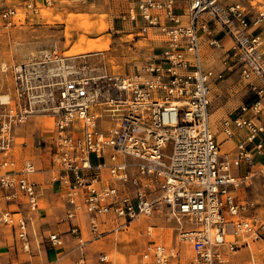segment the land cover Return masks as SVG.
I'll use <instances>...</instances> for the list:
<instances>
[{
	"label": "built area",
	"instance_id": "built-area-1",
	"mask_svg": "<svg viewBox=\"0 0 264 264\" xmlns=\"http://www.w3.org/2000/svg\"><path fill=\"white\" fill-rule=\"evenodd\" d=\"M125 2L120 17L137 24V36L157 34L162 43L135 72H82L74 68L75 55L56 49L11 67L12 90L0 95V226H9L16 244L29 250L28 214L40 207L42 186L34 177L35 161L15 156V127L46 114L53 118L54 133L42 169L64 188L67 219L87 213L96 238L105 232L101 216L113 213L124 225L164 203L177 221V241L191 248L189 264L226 263L238 248L264 244V218L247 213L254 201H241L235 192L264 173V160L245 174L232 172L233 166L253 164L255 154L264 155V33L256 31L264 26V1ZM15 12L8 8L2 16L11 22ZM218 31L230 39L221 68L205 63V47L224 45ZM232 72L253 97L219 123L226 138L246 130L228 158L209 115L213 83ZM152 227H146V236ZM70 232L79 246L90 240L77 223ZM48 239L62 243L57 232ZM177 254L151 239L129 264H168Z\"/></svg>",
	"mask_w": 264,
	"mask_h": 264
},
{
	"label": "rangeland",
	"instance_id": "rangeland-1",
	"mask_svg": "<svg viewBox=\"0 0 264 264\" xmlns=\"http://www.w3.org/2000/svg\"><path fill=\"white\" fill-rule=\"evenodd\" d=\"M239 1L245 3L244 0ZM255 1L264 0H253ZM28 4L37 10L33 11ZM125 6V0H0V95L12 90L11 67L14 64L30 60L53 49L62 54L75 55L72 58L74 68L82 72L93 75L103 71L123 74L135 72L148 60L153 42L137 36L138 27L135 22L120 17ZM8 8L16 10L11 22L9 18L2 16V12ZM69 17L73 19L70 20ZM86 21L89 22L88 26L82 25V22ZM102 22L106 23V27L100 29ZM89 40L107 42L108 45L100 49L70 52L72 46L79 41ZM236 104L230 101L228 107L233 110ZM38 119L44 128L52 126L51 116L39 114ZM216 125L217 123L213 127ZM259 158L260 155H257L256 159ZM40 160L43 165L46 163V158L42 154ZM40 173L44 176L41 178L43 184L46 181V174ZM258 179L261 182L254 187V191L263 194L264 178ZM50 195L53 201L51 207L59 211L60 193L51 189ZM159 204L147 218L144 215L136 216L129 224L118 226L106 237L108 238L106 242L102 239L97 241L102 240L101 246L106 249L108 257L118 256L123 261L128 257H138L145 241L146 221L156 225L152 227V234L157 240L166 244L176 243V220L169 208L161 207ZM42 206L45 210L51 209L47 193ZM261 216L264 218V214ZM261 246L264 248V244ZM178 249L184 256L181 264H187L190 247L178 242ZM32 252L39 254L38 250ZM72 252L67 245L65 251L59 253L61 258L53 264H74L75 257L72 256Z\"/></svg>",
	"mask_w": 264,
	"mask_h": 264
},
{
	"label": "crops",
	"instance_id": "crops-1",
	"mask_svg": "<svg viewBox=\"0 0 264 264\" xmlns=\"http://www.w3.org/2000/svg\"><path fill=\"white\" fill-rule=\"evenodd\" d=\"M222 1L224 3H230L239 0H222ZM247 1L248 0H244L245 3H247ZM208 20L210 21L211 24H213V21L211 19L208 18ZM218 29L219 28L216 26V30ZM257 30L262 31V33H264V26H260V28H257L256 31ZM217 35L222 38L224 45L223 47L216 49L205 47L206 50L205 63L207 65H211L216 68H221V56L224 50L229 45L230 39L227 35L223 34V32L221 31H218ZM151 38H153V40H151ZM158 38L159 36L157 34L155 35L150 34V36H148L145 39H148L149 42L151 43L153 42L152 47L156 46V49L160 50L162 43ZM252 97L253 96L250 94L246 82L239 79V76L236 72H232L228 74L224 79L218 80L214 82L212 85L209 118H210V122L212 123V126L217 123V125L213 128L216 132V136L219 141L223 156L231 158L235 155L236 144L238 140L244 137L246 130L236 129L235 134L232 137L226 138L225 135L220 131L219 123L224 116L234 113L236 108L241 103L249 102L252 99ZM230 101H232V103L234 104L237 103L236 104L237 106L236 107L234 106L235 108L233 110L231 107H228V103ZM262 101L264 104V96L262 97ZM245 114L250 115L251 112L248 110L245 112ZM38 116L39 114L31 115L28 117L26 121L18 124L15 127V133L18 140L16 152H15L16 158L18 160H22L23 158L33 159L36 165L39 167V170L35 172L34 177L40 182L42 181L41 178L44 177L43 175H41L40 172H45L46 174L45 176L46 181L43 180L44 181L43 184L41 183L42 186L41 205L37 210L28 214L29 215L28 232L30 238V248L27 251L22 250L20 246H18L15 242L12 229L7 225L0 226V263L7 264L10 262L28 260L34 264H53V262H56L58 259L61 258L59 257L60 256L59 253L62 251L64 252L65 247L67 245L69 246V249L73 251L72 256L75 257L74 264H77L76 262L80 258H83L82 264H129L131 261L138 259L144 244L151 239L157 240L154 234H152L151 236H146L145 235L146 229L144 230L145 241L143 243L141 251L139 252V256L136 258L128 257L126 261H123L118 256L114 258L108 257L106 249L103 248V246H101L102 240L103 242L104 241L106 242L108 240V238L106 237L109 234L113 233L114 230L118 228L119 225L123 226L120 224L121 222L125 221L123 217H114L113 213H109V215L106 216H101L100 217L101 226L105 232L101 236L96 238L91 237V234L89 232L87 213L81 212L73 220H69L66 218V204L63 194L64 188L60 183L55 181H50L49 172L47 170L42 169L43 167L47 166V162H48V155H49V151L47 150L48 142L51 140L54 133L53 118H52V126L49 125L50 127L44 128L43 127L44 125L39 124L40 120L38 119ZM212 117L214 120L212 119ZM38 141H41V143L38 144ZM248 146L251 147L252 144H249ZM41 154L43 155V157L46 158L45 161L46 163L44 165L40 160ZM257 155H260L261 158L256 159ZM263 160H264V155L255 154L253 158V164L241 163L238 166H233L232 172L235 174H245L246 172L249 171V169L256 168ZM260 176L264 178V173L254 174L248 183H245L242 186L235 189V192L237 198L241 201H246V200L254 201V205L252 206L251 209H249L247 213L249 214L255 213L257 215H260V217H263L261 215L264 214V206H263L264 192L263 194H260L254 191V187L258 184V182H261V180L258 179L261 178ZM51 189H54L60 193L61 206L59 208V211H57L58 209L51 207L53 202L52 196L50 195ZM46 193L50 198V206H49V208H51L50 210H45V207L42 206V201L44 200ZM260 202H262V204ZM158 204L155 205V208H157ZM159 205L161 207L165 206L170 210V206L164 203H161ZM43 210L45 212H43ZM145 217L147 218L148 216ZM131 221L132 220H130L126 224H129ZM73 223H77L80 226L81 233L85 237L90 238V240L86 241V243H84L82 246L78 245L77 238L72 232H70V227L71 224ZM149 224H152L153 228L156 227L155 224L147 221L145 227H147ZM175 227L177 229V221ZM51 232H57L60 234L62 238L61 244H55L48 239V235ZM176 236H177V232H176ZM100 239L102 240L100 242H97ZM181 244L188 245L186 243H181ZM166 245L170 247H174L175 250L178 251L177 255H173L170 257L168 264H172V263L181 264L184 256L181 254L180 250L178 249L177 238L175 244H166ZM261 245L262 243L259 241H254L249 245H244L231 254L230 260L228 262L220 263V264H250V263L264 264V248ZM36 250L39 251V254L32 252ZM103 254L106 255V258L102 260L100 256ZM122 254L127 256L125 253ZM190 257H191V252H190V256L188 257L187 264H189Z\"/></svg>",
	"mask_w": 264,
	"mask_h": 264
},
{
	"label": "bare ground",
	"instance_id": "bare-ground-1",
	"mask_svg": "<svg viewBox=\"0 0 264 264\" xmlns=\"http://www.w3.org/2000/svg\"><path fill=\"white\" fill-rule=\"evenodd\" d=\"M45 10V9H44ZM43 11V10H42ZM49 12V11H48ZM47 14V13H46ZM49 14V13H48ZM73 16V15H72ZM69 19H73V17H69ZM89 22L86 21V22H82V25L84 26H88ZM106 27V23L105 22H102L100 24V29H103ZM108 43L105 42V43H98L96 41H92V40H89V41H79L78 43H76L74 46H72L70 52H79V51H83V50H91V49H94V48H97V49H100V48H103V47H107ZM5 96V95H4ZM6 98V97H4Z\"/></svg>",
	"mask_w": 264,
	"mask_h": 264
}]
</instances>
